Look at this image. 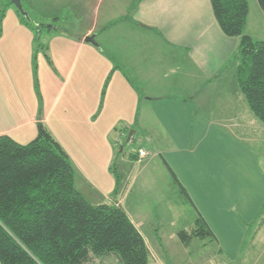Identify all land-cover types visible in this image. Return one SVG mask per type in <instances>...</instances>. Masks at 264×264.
<instances>
[{
  "label": "crops",
  "instance_id": "obj_1",
  "mask_svg": "<svg viewBox=\"0 0 264 264\" xmlns=\"http://www.w3.org/2000/svg\"><path fill=\"white\" fill-rule=\"evenodd\" d=\"M124 1L127 3L121 7L119 0H108L107 3L104 0H43V15L45 18L53 19L52 23L58 28L53 30L46 28L47 49L57 62H60L62 56L65 62H71L70 67L73 66L71 71L67 72L64 85L70 81L69 76H72V72L77 71L80 79L78 81L80 85L76 84L74 95L76 102H73L74 98L71 96L70 106H76L79 117L85 120L84 124L95 127L94 137L90 142L78 145L72 125L73 108L69 107L70 102L66 100L62 111L53 117L61 101V95L54 97L48 106L45 103L43 106V99L40 105H34L31 99L26 97V87L22 80L19 78L18 83L17 78L11 74L12 70L8 65L9 54L17 47L20 48V53L13 59L19 57L29 72L37 49H40V53L36 52L37 57L43 64V44L40 42L43 41V27L39 28L40 30L37 28L36 31L29 30L24 26L23 20L17 18L15 12L17 7L15 9V5L8 0H0V63L5 64L0 73H4L6 81L0 83V135H11L22 143L35 138L39 123H44L74 161L80 174L79 188L85 193L89 190L93 196L91 201L96 203L111 202L106 199H111L110 194L113 192L108 172V166L116 156L113 136L119 131H122L123 137L126 135L124 134L126 129H115L117 132L113 133L118 124H126L124 128H127L137 119L134 130L136 131L138 127L153 138L150 147L142 144L137 148L144 146L152 149L153 156L158 154L171 175L174 172L177 176H180V169L172 165L173 161L169 155L179 152L188 158L193 156L191 153H197L198 155H194L193 158L198 160L196 164L200 163L203 156L199 154L198 149L208 138L209 130L216 129L217 125L222 128L236 127L234 131H228L234 135L253 131L261 136L258 131L261 127L255 125L254 118L252 120L251 109L237 79L238 61L235 57L239 40L224 33L215 17L211 0ZM29 2L33 3L32 0ZM248 3L247 21L251 13L250 2ZM64 6L71 9V12L73 10L71 16L77 22L86 21L79 24L82 26H79L81 30L79 33H72L68 28L61 31L56 25V20L60 19V16L52 17L54 16L52 14L59 13ZM119 8L124 11L121 17L117 16L120 13ZM73 18L71 24L75 25L77 23H74ZM8 20L16 25L15 29L6 26ZM245 32L249 34L247 29ZM18 34L23 38L20 46L14 41ZM91 34L95 35L98 45L85 40V37ZM49 35L51 37L48 40ZM71 38L72 42L68 41L71 47L60 55L62 50L58 45L54 46V42ZM260 39L264 40V37ZM38 43L40 46L37 47ZM74 50L77 51L76 54L71 55ZM80 68H85L86 72ZM40 70H43V67H40ZM90 74L91 78L98 75L101 84L108 82L107 92L111 87L115 92L111 99L108 94V101L105 98L96 104L94 93L83 95L80 87ZM226 84L230 85L226 87ZM234 94L235 99L231 98ZM114 96L117 98L116 101H112ZM229 97L231 100L225 102ZM162 104L165 106L162 107ZM159 107L162 109L159 110ZM197 107L200 108L199 111H195ZM114 110L124 114V117L114 119L110 115ZM198 114L210 115L213 119L198 120ZM86 128L81 127L79 130ZM242 133H239L240 137H243ZM66 136L73 139V143H69ZM128 137L126 141L132 138ZM215 137L217 140L218 134ZM153 156L146 159L154 160ZM128 159V162L134 163L130 154ZM121 161L127 164L126 160ZM189 168H192V164ZM115 197L112 202L124 207L144 235L150 249V259L153 257L151 246L160 254L154 245L152 234L148 236L143 227L140 210L128 201L127 194ZM207 224L215 236V239L210 241L221 243V233L216 230V223ZM263 225L264 222L258 225L252 238L253 242L263 238L264 232L261 230ZM245 232L242 230L236 235L237 241L240 238L237 243L247 234V231ZM222 250V247L217 246L215 252L221 253ZM111 256L112 254L105 255L102 258L105 257L104 260H107V257H110L109 260L115 261ZM208 257L211 258V255ZM243 260L244 257L238 258V264H243ZM246 263L247 261H244V264ZM248 264L255 263L252 261Z\"/></svg>",
  "mask_w": 264,
  "mask_h": 264
},
{
  "label": "rangeland",
  "instance_id": "obj_2",
  "mask_svg": "<svg viewBox=\"0 0 264 264\" xmlns=\"http://www.w3.org/2000/svg\"><path fill=\"white\" fill-rule=\"evenodd\" d=\"M119 1L121 7L127 3L124 0ZM248 1L250 2L251 13L245 30L247 29V32L254 39H260L264 37V16L262 15L264 12L258 0ZM32 2L23 0L24 7L31 17L30 21H26V17L16 9V6H13L16 9L17 18L22 19L24 26L29 30L36 31L37 27L43 24V41H40L43 44V64L40 63V59L37 57L36 52L40 53V49H37L34 52L30 66L31 72H29L19 57L13 59L20 53V48L17 47L12 50L13 55L11 52L9 54L8 65L12 70L11 74L17 78L16 81L19 83L20 78L24 83L28 93H25L26 97L30 98L34 105H40L43 99V106L44 103L48 106L54 97L61 95V101L53 113V117H56L64 108L66 100L68 103L71 101V96L74 98L73 102H76L74 95L77 88L76 84L80 85L78 82L80 79H78V72L75 70L76 72H72V76H69L70 81L64 85V80L68 76L67 72L71 71L73 66L70 67L71 62H65L62 56L60 62L51 57V53L45 44V36L48 32L44 24L52 23L53 19L45 18L43 15V0H32ZM104 2L107 3L108 0H104ZM72 12L71 9L64 6L59 13L52 14L54 15L52 17L60 16V19L56 20V25L61 31L68 28L76 34L81 31L80 27L82 26L79 24L86 21L77 22L71 16ZM123 13L124 11L120 9L117 16L121 17ZM71 18L77 24H71ZM6 26L10 29L16 28V25H13L10 20L6 21ZM109 32L112 31L109 30ZM50 37L49 35L48 40ZM71 40L72 38L54 42V46L58 45L62 50L60 55L71 47V43H68ZM14 41L20 46L23 38L18 34ZM76 52V50L72 51L71 55H75ZM78 65H80V62ZM40 67H43V70H40ZM4 68L5 64L0 63V71ZM80 69L86 72L85 68ZM96 76L91 78L92 74H90L87 80L83 81L80 88L84 96H87L89 92L94 93V99L96 98L95 101L98 104L105 98L107 101L111 99L115 92L112 87L107 92L108 82L101 84L98 80L99 76ZM2 82H6L3 72L0 73V83ZM229 85L226 84V87ZM143 97L145 98L146 94ZM232 97L235 99V94ZM231 98H227L225 102L231 100ZM114 100H117L116 96L112 101ZM71 103H69V107L73 108L72 125L75 129L76 143L84 145L85 142H90L94 137L95 127L84 124L85 120L79 117L76 106H70ZM194 103L197 104V101ZM163 106L165 105L162 104ZM161 109L159 107V110ZM199 110L198 107L197 110L195 109V111ZM115 111L117 110H114L112 114L110 113L114 119L124 117V114ZM40 112L42 113V107ZM250 112L253 116L252 120L253 118L255 120V125L261 127L258 129L261 136L250 131L246 133L239 132L243 136L240 137L239 133L234 135L228 132L230 130L234 131L236 127L222 128L217 125L216 129L209 130L208 138L203 141L204 144L198 149L199 154L203 156V162L196 164L198 160H195L193 156L198 155L197 153H191L193 156L190 157L192 158L189 156L185 158L179 152L169 155L171 161H173L172 165H176L177 169H180V176H177L174 172L171 175L169 168L163 164L162 158L158 154L153 156L154 152L149 148L153 138H150L147 132L138 127L136 131L134 130L137 119L133 120L131 124L133 127L129 125L124 128L126 124H118L113 129V133L117 132L115 129H126L124 131L126 135L123 137V134L121 135L122 131H119L118 134L113 136L116 156L108 166L113 192L110 194L111 199L106 200L112 201L116 198L115 195L125 196L127 194L128 201H131L133 206L140 210L143 227L146 229L148 236L152 234L155 241L154 245L160 252V254H157L155 248L149 242L153 249V259H150L149 264H232L233 262L238 264V258L240 257H244L243 264L244 261H247L246 264L252 261L255 264H264V236L254 242L252 241L255 231L259 227L258 225L260 222H264V123L251 110ZM197 118L205 121L213 119L212 116L203 114H198ZM81 127L87 128L79 130ZM245 128L250 130V128ZM128 134L132 135L130 141H126ZM217 134L218 138L216 140L215 135ZM66 137L69 143H73V139L69 136ZM30 140L22 143H28ZM142 144L149 146L146 147L147 150L149 149L147 155L136 158L137 160L130 157L134 163L132 161L131 163L128 162L129 154L137 151V147ZM152 156L154 160L146 159ZM121 159L126 160L127 164ZM174 161L176 164H174ZM128 164L130 167H128ZM190 164H192V168H189ZM86 193L90 200L93 199L89 190ZM198 217L203 218L206 222L216 223L215 228L221 233V243L200 237L193 238L189 242L181 240L177 235V231L186 229L191 232V229L196 227ZM222 224H225V226ZM242 230L243 233L247 231V234L241 237L240 242L237 243L240 238L237 241L236 235L241 233ZM261 230L264 232V225ZM217 246L223 248L221 253L215 252ZM209 255H211V258L208 257ZM111 257L115 261L109 260L110 257H107V260H104L105 257H101V259L93 257V260L90 259L86 264H120L118 258L114 255Z\"/></svg>",
  "mask_w": 264,
  "mask_h": 264
},
{
  "label": "trees",
  "instance_id": "obj_3",
  "mask_svg": "<svg viewBox=\"0 0 264 264\" xmlns=\"http://www.w3.org/2000/svg\"><path fill=\"white\" fill-rule=\"evenodd\" d=\"M258 3L264 11V0ZM211 4L224 33L239 40V86L253 114L264 123V40L245 32L248 0ZM44 25L55 28L53 23ZM138 149L130 157L139 158ZM78 179L71 156L44 123L28 143L0 135L1 264H86L110 254L121 264H149L145 237L124 207L91 201ZM178 235L183 242L215 239L201 217L191 232L181 229Z\"/></svg>",
  "mask_w": 264,
  "mask_h": 264
},
{
  "label": "water",
  "instance_id": "obj_4",
  "mask_svg": "<svg viewBox=\"0 0 264 264\" xmlns=\"http://www.w3.org/2000/svg\"><path fill=\"white\" fill-rule=\"evenodd\" d=\"M10 1H11L12 4H14L17 7V9L19 10V12L22 15H24L29 20L31 19L30 15H29V12L24 7L23 0H10ZM85 40L91 41L94 44L98 45V43L95 40V35L94 34L86 36ZM129 136H131V135H129Z\"/></svg>",
  "mask_w": 264,
  "mask_h": 264
},
{
  "label": "built area",
  "instance_id": "obj_5",
  "mask_svg": "<svg viewBox=\"0 0 264 264\" xmlns=\"http://www.w3.org/2000/svg\"><path fill=\"white\" fill-rule=\"evenodd\" d=\"M149 150V149H148ZM148 150H147V148L146 147H144V146H141L139 149H138V154H139V157H144V156H146L147 155V153H148Z\"/></svg>",
  "mask_w": 264,
  "mask_h": 264
}]
</instances>
